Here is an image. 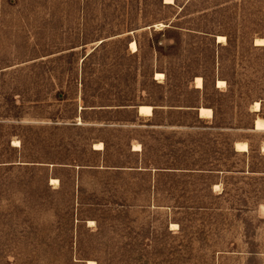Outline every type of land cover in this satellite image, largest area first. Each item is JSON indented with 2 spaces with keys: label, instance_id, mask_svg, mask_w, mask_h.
<instances>
[{
  "label": "rangeland",
  "instance_id": "obj_1",
  "mask_svg": "<svg viewBox=\"0 0 264 264\" xmlns=\"http://www.w3.org/2000/svg\"><path fill=\"white\" fill-rule=\"evenodd\" d=\"M166 1L0 0V264H264V0Z\"/></svg>",
  "mask_w": 264,
  "mask_h": 264
},
{
  "label": "bare ground",
  "instance_id": "obj_2",
  "mask_svg": "<svg viewBox=\"0 0 264 264\" xmlns=\"http://www.w3.org/2000/svg\"><path fill=\"white\" fill-rule=\"evenodd\" d=\"M167 4H172L173 2L170 0L166 1ZM217 41L218 43H224L225 42V38L224 37H217ZM256 46H264V40H259L256 41ZM131 49L133 50V52L137 51V44L136 43H131ZM164 75L157 73L156 74V80H160L163 79ZM195 86L197 89H202L203 88V79L200 77H197L195 80ZM217 87L218 88H225L226 87V83L225 81H221L219 80L217 82ZM261 110V104L259 102H256L254 105V111L255 112H259ZM139 114L142 117H150L152 116L153 113V108L151 106H140L139 107ZM198 113L200 115V118L203 119H211L213 117V111L211 109H207V108H199L198 109ZM254 130H256L257 132H264V119H261L258 117V119L255 120L254 122ZM95 150H103L104 146L102 143H98L95 146ZM141 146L136 145L135 146V151H140ZM235 149L237 152L239 153H246L248 152L249 148H248V144L247 143H236L235 144ZM53 183H57V180H53ZM89 264H93V262H90Z\"/></svg>",
  "mask_w": 264,
  "mask_h": 264
},
{
  "label": "crops",
  "instance_id": "obj_3",
  "mask_svg": "<svg viewBox=\"0 0 264 264\" xmlns=\"http://www.w3.org/2000/svg\"><path fill=\"white\" fill-rule=\"evenodd\" d=\"M197 111H198V109H197ZM137 113H138L139 116H141V115L139 114V113H140V112H139V107L137 108ZM153 114H154V113H153ZM141 117H142V116H141ZM254 127H255V126H254ZM255 131H256V130H255ZM102 144H103V143H102ZM103 146H104V145H103ZM97 151H98V150H97ZM100 151H101V150H100ZM140 151H141V150H140Z\"/></svg>",
  "mask_w": 264,
  "mask_h": 264
},
{
  "label": "trees",
  "instance_id": "obj_4",
  "mask_svg": "<svg viewBox=\"0 0 264 264\" xmlns=\"http://www.w3.org/2000/svg\"><path fill=\"white\" fill-rule=\"evenodd\" d=\"M223 37V36H222ZM160 74H162V73H160ZM164 75V74H163ZM165 77V76H164ZM222 81V80H221Z\"/></svg>",
  "mask_w": 264,
  "mask_h": 264
}]
</instances>
